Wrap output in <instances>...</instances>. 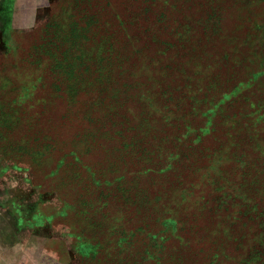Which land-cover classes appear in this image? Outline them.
Wrapping results in <instances>:
<instances>
[{"label":"trees","instance_id":"obj_1","mask_svg":"<svg viewBox=\"0 0 264 264\" xmlns=\"http://www.w3.org/2000/svg\"><path fill=\"white\" fill-rule=\"evenodd\" d=\"M246 1L80 0L83 3L73 15L76 20L66 26L46 25V43L43 37L33 46L37 54L34 61L45 62L41 68L47 70L46 87L65 100L59 117L66 125L67 135L61 143L69 147L54 174L59 167L71 171L67 173L68 180L76 181L82 191H73L74 199L85 206L84 213L94 224H99L101 215L93 211L98 213L105 205L103 197L111 192L114 198L129 201L127 212L131 204H140L143 217L148 218L145 226L161 230L167 237L171 236L169 226H175L174 234L176 230L184 234L186 226L191 230L193 227L179 221L177 201L192 199L195 205L191 207L207 220L199 232L195 230L196 237L190 239H195L204 255L210 250L214 253L216 246L223 250V238L219 247L216 238L210 240L204 235L211 229L208 224L215 218L217 207H224L218 202L226 195L221 190L232 186L231 189H246L239 196L244 200L239 213L240 219L243 214L248 219L240 222L238 229L243 231L239 240L246 232L256 236L260 232L264 237V204L258 200L264 193V169L254 168L251 172L247 166L230 171L217 155L225 144L220 142L225 119L249 116L247 123L256 114L255 124L264 121V50L260 54L241 53L239 48L243 44L253 50L254 39L250 34L239 38L235 37L236 32H227V24L234 15V20L245 17L240 12ZM253 2L248 0L246 5ZM72 7L73 2L69 10ZM68 14L65 17H70ZM145 22L156 27L147 33ZM233 54L236 65L243 63L247 71L234 68ZM146 67H150L151 74ZM154 67L156 73L151 70ZM233 105L235 110L227 113L226 108ZM52 109L48 110L51 115L55 108ZM78 119L79 126L74 121ZM239 138L232 139L231 147L239 146L231 151L233 162L244 157V151L253 156L247 162L263 167L264 153L258 156L259 151L264 152L262 145L248 136L243 138L248 144L241 149ZM46 139L47 155L53 151L54 139L49 133ZM106 141H111L107 147L102 145ZM106 150L112 159L107 167L97 169L96 177L92 171L95 162L82 163L80 158ZM127 166L130 174H119ZM103 170L108 178L102 176ZM220 182L223 185H217ZM202 185L212 191H198ZM170 196L171 201L165 202ZM171 204L174 211L167 215ZM228 226L213 231L223 234ZM135 228L138 227L131 226L129 230ZM112 231L120 233L117 244H125L126 230L117 227ZM187 239L183 245L188 246ZM141 258L138 257V263ZM156 260L159 264L160 260Z\"/></svg>","mask_w":264,"mask_h":264},{"label":"rangeland","instance_id":"obj_2","mask_svg":"<svg viewBox=\"0 0 264 264\" xmlns=\"http://www.w3.org/2000/svg\"><path fill=\"white\" fill-rule=\"evenodd\" d=\"M72 2V10H69ZM82 3L80 0H0V264H157L156 258L160 260L159 264H171L172 261H175L174 264H264V246L261 245L264 237L260 232L256 233L257 236L260 234V238L255 233L251 235L246 232L243 239L239 240L243 231L238 229L240 222L248 219L244 214L240 219L239 213L240 205L244 202L239 196L246 192L245 188L231 189L232 186H229L221 190L226 195L218 199V202L224 207H217L215 218L208 219L211 232L204 236L210 240L216 238L219 247L223 238V250L220 251L216 246L214 253L210 250L204 255V252L198 250L194 238L197 235L195 230L199 232L207 219L191 207L195 205L192 199L180 202L174 200L179 203V221L193 227L192 230L187 226L185 229L180 227L184 229V234L179 230L174 234L175 226H169L171 236L167 237L161 230L145 226L143 223L148 218L143 217L141 207H138L140 204H131V210L127 212L129 201L122 197L114 198L111 192L103 197L104 206L97 205L101 206L98 213L91 210L101 215L99 224H94L84 213L85 206H80L78 200L74 199L75 194L72 192L82 191L75 184L76 181L68 180L67 173L71 174V171L59 167L54 174L60 157L69 149L61 143L67 135L66 125L59 117L65 108V100L56 97L46 87L47 70L41 68L45 62L38 64L34 61L37 54L33 46L43 37L46 43V25L56 23L66 26L69 21L76 20L77 17L73 15H76ZM247 3L240 13L248 19L244 17L234 20V15L227 24V32H236L235 37L239 38L250 34L254 39L253 50L250 45L243 44L239 52L253 51L260 54L264 50V43L260 45L261 41L264 42V0H254L249 6ZM92 9L90 7V11ZM66 14L70 17H65ZM144 24L147 33L156 27V24L151 26L149 22ZM243 26H246L245 29ZM140 40L143 42V38ZM235 55H231L233 60ZM234 61V68L239 69L238 72L247 71L243 63L237 66V60ZM145 70L149 73L150 67ZM151 70L154 73L157 71L156 67ZM78 100L82 102L84 98ZM233 106L226 108L227 113L235 110ZM52 108L55 109L51 115L49 111ZM255 117L246 123L245 119L249 116L237 115L233 121L229 118L223 122L225 125L220 142L224 141L225 144L217 155L230 171L243 170L247 166L251 172H254V168L264 169V166L257 168V165L252 166L251 162H247L253 156L246 155L244 151V157L236 163L231 158L232 149L239 148L231 147L232 139L237 136L240 137L238 140L242 139L239 141L241 149L248 144L243 140L248 136L255 137L253 141L264 148V121L255 124ZM74 121L78 126L81 124L79 119ZM46 133L54 139L51 145L53 151L47 155ZM110 144L111 141L102 143L105 147ZM263 153L259 151L258 156ZM80 159L82 163L95 162L92 171L98 177L97 169L107 167L112 154L107 150L99 153L94 151ZM207 164L211 165V162ZM125 172L128 173V166L120 170L119 174ZM101 174L106 178L109 176L105 170ZM217 185L223 184L220 182ZM206 186H200L198 191L206 189L211 192L212 188ZM171 198L165 202L171 201ZM258 200L264 204V193ZM174 204L167 208V215L174 211ZM227 225L228 230L223 234L213 231ZM131 226L138 228L129 230ZM117 227L126 230L123 239L125 244H117L116 239L120 233L114 234L112 231ZM182 236L185 239H181ZM186 239L188 246L183 245ZM152 255H156V258L152 259ZM139 256L142 258L138 263ZM180 256L185 260L181 262L178 258Z\"/></svg>","mask_w":264,"mask_h":264}]
</instances>
